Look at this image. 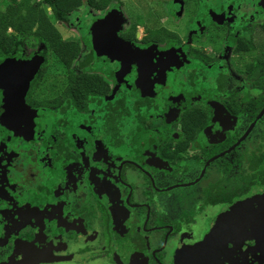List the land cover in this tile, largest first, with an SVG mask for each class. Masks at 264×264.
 Listing matches in <instances>:
<instances>
[{
    "label": "flooded vegetation",
    "instance_id": "af4514ba",
    "mask_svg": "<svg viewBox=\"0 0 264 264\" xmlns=\"http://www.w3.org/2000/svg\"><path fill=\"white\" fill-rule=\"evenodd\" d=\"M151 4V25L130 22L110 5L92 9L94 19L74 12L70 26L91 24L76 28L72 62L64 47L58 53L44 43L7 57L21 68L39 63L24 106L10 120L14 127L2 126L7 115L0 86V264L33 257L39 264H124L117 249L126 264H166L170 242L183 236L207 250L194 257L176 248L173 264H264V196L219 246L196 234L199 218L211 222L208 210L224 213L263 194L264 185L227 205L205 197L179 210L166 195L187 187L205 192L199 184L215 177L213 163L240 159L228 155L240 151L258 122L228 151L264 107L234 144L225 145L257 110L247 89L264 63V0ZM186 7L195 10L182 21ZM112 13L121 20L124 47L122 63L108 66L110 51L94 46L91 30Z\"/></svg>",
    "mask_w": 264,
    "mask_h": 264
},
{
    "label": "trees",
    "instance_id": "16d2710c",
    "mask_svg": "<svg viewBox=\"0 0 264 264\" xmlns=\"http://www.w3.org/2000/svg\"><path fill=\"white\" fill-rule=\"evenodd\" d=\"M5 5L4 11H0V64L7 57L19 58L21 51L25 46L35 47L36 44H48L53 47L56 52L65 48L68 59L76 58L78 43L65 40L56 25L65 26L69 20V14L76 12L80 7L86 5L88 8L95 10L107 9L108 6L116 0H2ZM249 0H231V3L240 4ZM53 18V23L49 17ZM56 24V25H55ZM78 41V40H77ZM70 62H72L70 60ZM67 65H70L67 62ZM256 80L254 84L247 89V94H253L254 103L257 104L256 112L252 113L248 119H243V125L240 134L231 141L226 142L225 148L228 149L234 144L240 136H242L249 125L254 121L256 116L264 107V63L257 64ZM262 77V78H261ZM97 80L95 76H88ZM256 82V83H255ZM92 87V86H91ZM98 87V86H97ZM90 88V87H88ZM99 88V87H98ZM6 123L2 126L16 124L5 116ZM235 152L228 156L233 157L240 154L234 163L228 161H216L210 166L215 177L206 175L200 182V186L205 187L206 191L201 192L198 197L192 196V201H186L185 194L181 193L170 199V193H167V201L178 205L173 208L180 209L182 204H190L198 206L206 197V200L212 203L223 201L226 205L243 199L254 188L264 185V116L258 121L254 130L243 144ZM224 162V167H220V163ZM37 163V162H36ZM222 171V173H220ZM224 183V186L222 185ZM216 191V193H214ZM204 205H208L207 201ZM192 208L193 210L196 208ZM206 207V206H204ZM166 208V207H165ZM187 208V207H186ZM170 213V208L167 209Z\"/></svg>",
    "mask_w": 264,
    "mask_h": 264
},
{
    "label": "rangeland",
    "instance_id": "374dc122",
    "mask_svg": "<svg viewBox=\"0 0 264 264\" xmlns=\"http://www.w3.org/2000/svg\"><path fill=\"white\" fill-rule=\"evenodd\" d=\"M38 1H40V0H38ZM151 3H154V0H116L114 3L110 4V7L115 6L116 8H118V11L117 10L116 11L121 16H124L125 18L128 17L130 22H133V23H138V22L139 23H141V22L146 23V22H148L151 25L152 23H155V21H153V18H152L153 6ZM151 6H152V8H151ZM4 9H5L4 2L2 0H0V11H4ZM107 9L109 10L110 8H107ZM194 10H195L194 7L184 8L183 15L180 16V19H182V21H184L185 17H183V16H186L189 12L191 13ZM77 12H80L82 14L80 18H82L85 15L86 16L88 15L89 17L92 16L93 19L95 18V11L88 8L86 5H83L82 7H80L77 10ZM73 15H75L74 12L69 14L70 17H72ZM49 17H50L51 21L53 23H55V21L53 20L51 15H49ZM81 23L84 26V28L90 27L91 20L89 19L87 22L86 21H82V22L79 21L78 22V20H77L75 23H73L71 25L72 28H70L71 27L70 21L65 26V28L61 25H56V24L55 25H56L58 31L60 32L61 36L65 40H72V39H74L73 37H75V34L78 33V31H76V28L78 29V27L81 26ZM68 26H70V27H68ZM80 34H81L80 38L82 39V41L84 43L86 41L85 31H82ZM94 163H97V161L94 160ZM255 189H257V188H255ZM190 190H193L196 197H198L200 195V193L202 192L200 187H187L184 189L178 188V189L171 191V193L169 195L170 199H175V197L177 195H179L181 193L186 194ZM263 196H264V193L259 194V195L255 194V195H253V197L251 199H248L249 200L248 202H246V203L242 202L240 205L235 206V207L227 210L226 212L223 211L224 213H221V214H220V209L215 210L213 215L210 214V211L212 209L208 210L207 216L209 215L208 219L211 222H206L203 217L199 218V220H198L199 226L196 227V234L201 238L203 243L210 241L211 245H212V243H214L216 245L221 244V242L224 239V236L228 235V233L231 232V230L233 229V225H235L236 230H238L237 225L241 221L244 213L246 215L248 210H249V207L251 205H253L255 202L259 201ZM187 201H192V199H187ZM173 205H172V208H173ZM218 207H220V206H218ZM218 214H220V215H218ZM105 241H106V238L103 240V243ZM170 245H169V248L167 249V251L169 252V256H168V259L166 260V264H173V254H174V251L176 248L180 247V250L183 248H186L185 250H183V253L187 249H189L191 256H194V257H199L203 250H207L206 247H203V245L202 246L201 245H193L192 243H190V240L186 239V236H183L181 238H174L170 242ZM102 246L103 245H100L99 248H101ZM220 248H221V246H220ZM117 255H118V258H120V260L124 264H126L125 256L118 249H117ZM108 258H109V256H108ZM19 259H17L16 261H14V259H11L6 264H39L38 262H35V260L37 259L36 257H33L32 260H30L28 262H22ZM175 262L176 261H174V263ZM185 264H187V263H185Z\"/></svg>",
    "mask_w": 264,
    "mask_h": 264
},
{
    "label": "water",
    "instance_id": "95a60500",
    "mask_svg": "<svg viewBox=\"0 0 264 264\" xmlns=\"http://www.w3.org/2000/svg\"><path fill=\"white\" fill-rule=\"evenodd\" d=\"M120 22L121 20L118 19L114 13H112L107 20H102L99 24H95L91 30V40L94 46H96L100 50L110 51V58L106 62V65L108 66L112 65L111 63H122V50L124 47V43L118 38ZM102 44H109L110 46H100ZM37 62L39 63V61ZM37 62L36 64L32 62L30 66L21 68L18 61L14 59H8L0 66V86L5 91V114L8 116L9 120L16 118L18 116L20 107H23L25 104V96L29 89V82L32 79V76H35L34 66L37 65ZM32 73L33 75H31ZM263 116L264 109L258 115L254 124L250 126L241 140H239L237 144L233 146L228 152L233 150L247 138L255 124L260 119H262ZM217 158L218 157L208 162L207 166ZM202 176L203 175H201L197 181H199Z\"/></svg>",
    "mask_w": 264,
    "mask_h": 264
}]
</instances>
